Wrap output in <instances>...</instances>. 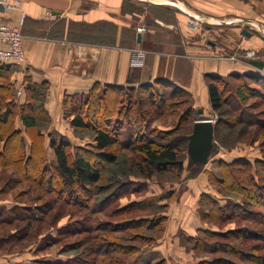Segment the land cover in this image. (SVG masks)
Listing matches in <instances>:
<instances>
[{"label": "trees", "instance_id": "trees-1", "mask_svg": "<svg viewBox=\"0 0 264 264\" xmlns=\"http://www.w3.org/2000/svg\"><path fill=\"white\" fill-rule=\"evenodd\" d=\"M126 6L134 7L130 3ZM157 9L168 14L170 11ZM86 31L90 33L86 32L89 39H84L88 43L114 46V40L103 39L94 25ZM76 39L83 40V37ZM137 46L146 48L143 42ZM16 67L0 65V169L13 168L18 175L17 180L8 179L4 189H13L23 182L29 184L28 191L37 193L38 204L28 209L35 210L41 218L44 209L62 204L78 206L83 213L81 217L86 220L90 219L89 215H102L105 222L95 228L96 236L89 238L80 264H96V255L100 253L99 264H125V258L134 260L140 254L138 244L152 247L162 239L170 208L169 204L159 201L163 198L169 203L175 201L176 192L169 191L164 197L146 196V182L172 173L177 181L184 172L188 174L185 182L203 173L218 195L227 198L226 204L221 206L209 194L198 197L195 212L201 225L193 235L181 237L196 264H264L260 262L264 254H253L264 251V235L259 230L255 227L251 232L248 228L223 230V226L237 220L252 222V212L258 217L254 222L264 226V146L261 159L254 163L241 158L218 162L220 177L205 170V166L192 164L186 155L187 137L201 113L191 107L189 94L160 77L152 82H139L133 71L125 86L94 84L85 93L64 97L63 115L72 134L84 139L90 133V148L74 146L62 138L48 139L51 119L44 105L49 84L33 83L25 78L21 93L14 101L8 88H12L10 73ZM207 79L208 102L215 116L213 158L217 152L215 141L221 142L223 131L233 133L239 125L243 128L255 123L252 114L240 116L244 113L240 108L247 106L251 93H255L252 84L261 87L264 95V77L229 75ZM182 96L185 97L179 100ZM183 105L185 107L180 109ZM238 110V116L232 117ZM168 111L178 114L175 126L167 131L154 127V122ZM242 131L237 132L243 135ZM48 151L52 162L48 161ZM122 152L137 155L139 159L125 156L121 159ZM133 172L143 181L128 178ZM0 194H5L4 190H0ZM129 194L136 195L135 199L129 198L126 204L120 205ZM31 219L34 217L0 220L9 225L15 221L25 222L24 232L16 234L14 231L0 237V251L4 245H11L9 249L12 245L21 247L33 229ZM138 230L151 234L147 236ZM123 231L131 232L133 237L124 238V234L113 237ZM95 241L98 244L94 250ZM148 264H168V261L160 259Z\"/></svg>", "mask_w": 264, "mask_h": 264}, {"label": "crops", "instance_id": "crops-1", "mask_svg": "<svg viewBox=\"0 0 264 264\" xmlns=\"http://www.w3.org/2000/svg\"><path fill=\"white\" fill-rule=\"evenodd\" d=\"M16 1L18 10L0 7V24L16 26L20 11L25 14L20 26L25 63L19 67L18 83L28 78L33 83L49 84L44 106L51 119L50 133L59 135L66 131L64 127L68 128L63 115L65 96L85 93L94 84L125 86L131 71L139 82L160 77L184 90L190 95L191 107L201 110V114L209 109L205 78L264 77V0H175L180 6L173 7L175 23L147 16L148 11L139 14L134 7L126 6L131 2L139 8L148 0H0V4ZM171 3L162 0L150 4L171 9ZM45 10L56 18L44 20ZM200 16L207 23V32L213 35L211 39L204 41L205 36L198 29L188 27L190 17L199 20ZM93 25L103 39L114 40L113 47L84 40L89 39L86 28ZM140 27L145 31L137 41L136 29ZM173 33L178 34L175 43L171 40ZM80 37L83 40L76 39ZM140 42L145 49L137 46ZM174 46L183 52L173 55ZM142 51L152 55L146 75L140 71L142 66H131L135 53ZM177 63L185 72H174ZM185 183L186 191L172 203L169 212L175 231L185 230L187 235H193L201 225L195 212L198 197L214 190L202 174Z\"/></svg>", "mask_w": 264, "mask_h": 264}, {"label": "rangeland", "instance_id": "rangeland-1", "mask_svg": "<svg viewBox=\"0 0 264 264\" xmlns=\"http://www.w3.org/2000/svg\"><path fill=\"white\" fill-rule=\"evenodd\" d=\"M148 1H149L147 2L148 4L145 3L144 5H142L141 3L139 5V8H137L134 3L130 2V4H134L135 10L139 11V14H142L144 11H148L147 16L149 15L152 17L157 16L159 18L163 17L164 20H166L167 22L175 23L174 21L175 11L173 7L175 5L180 7L178 4H176L175 0H170V2L174 4L173 6H171V9H168V7H166L168 10H170L169 14L164 13L162 10H159L157 9V7L150 4V3L162 2V0H148ZM183 10L191 15L194 14L193 12L190 13L189 10L187 9H183ZM203 20L204 18L201 19V16L199 17V20H197L194 17L192 18L190 17L188 22V27L193 30L198 29V31L201 32L203 36H205L204 37V41H205L211 39L213 35L210 33V31L207 32L206 30L207 23H204L205 21ZM171 37L173 43H175V41L176 42L178 41V34L173 33ZM152 49L161 50L159 48H152ZM182 52L183 51H181L180 49H175V46L173 47V52H172L173 55H179ZM142 55L145 58H143L141 65L142 68L140 69V71L142 72L143 75H146L147 73L146 68H148L151 63L152 55L144 52L142 53ZM177 61H179V59H177ZM161 64L163 65V63ZM178 67L179 64L177 63L174 68L175 73H178L179 70L180 71L182 70L180 67L179 68ZM12 70L13 71L10 73V84L12 88H8V94L10 95L11 99L16 101L21 93L22 84L18 83L19 80L17 78L19 67H16ZM182 72H185L184 68ZM205 81H208V79L206 80L205 78ZM251 86L254 87L255 93H251L252 97L249 100L248 105L242 106L240 108V110L244 112L240 116H244V114L246 113L252 114L254 115V119L252 118L251 119L255 120L254 121L255 123H252L253 125L243 128L242 125H239L235 127L233 133H227L226 131H223L222 136L224 135V137L221 138L222 139L221 142L215 141L217 152L213 158H209L208 163L205 165L204 169L211 171L216 177H220V169L218 166V162L220 161L227 163L235 159L241 158L251 163H254V161L261 159L260 156L261 148L264 146V124H259L258 122L264 123V95H262L261 93L263 92L262 90H260L261 87L255 86L254 84H252ZM184 97L185 96H182V98L179 100H182ZM230 99L234 101L232 98ZM184 107L185 105L180 107V109ZM224 109L226 108L224 107ZM240 110H238L235 114H233L232 117L238 116ZM170 111L166 112L161 119L156 120L153 124L154 127L159 128V130H163V131H167L170 128H173L177 122L178 114L170 113ZM201 116L202 117L209 116L213 119L215 118V116L213 115L210 109V106L208 110H203V114H201ZM228 118L231 119V117ZM65 128L66 131L62 130L64 133L60 132L59 135L55 133L50 134L48 132V134H50L48 139L57 140L58 138L60 139L62 138L63 141L71 143L74 146L90 148L89 143L92 140L90 139L91 136L90 133L86 134L87 136L86 138L79 139L72 134L69 124H68V128L64 127L63 129ZM237 131H242L244 134L241 135ZM172 138H175V136H173ZM121 154H122L121 159H123L124 156L131 157L132 159L134 158L136 160L139 159L137 155L129 154L128 152H122ZM48 161L52 162V154H50L49 151H48ZM173 174L174 173H172L171 175H163L160 177L157 176L156 178L149 180L150 182H146L147 184L146 196L153 195V196L164 197L166 193L169 191L174 190L176 192V200L175 201L173 200L174 202L172 201L169 203V201H166L167 199L165 198L160 199L159 201V203L163 202L169 204V208H171L170 210H172L171 207L172 203L175 204V202L178 201L179 195L186 191V183L184 179L187 178L188 176V174L184 172L181 179L177 180L178 181L177 182ZM202 175L204 174L202 173ZM17 176H18L17 171H15L13 168L0 169V190H4L5 193V194H0V220L10 219L15 217H34L33 220L32 219L30 220L32 222L31 225H33V229L30 230V235H27L21 247H15L14 245H12V248L9 249V246L11 245H4V247L1 249L3 251H0V264H55L56 262H61V264H80L79 261L83 260V256H84L83 252L89 245V241H88L89 238L96 236V234L94 233L95 228L98 225L100 226L103 222H105L104 221L105 218H103L102 215L96 214L92 216L89 215L90 219L86 220L81 217V214H83L81 213L82 210H80L78 206L76 205L73 206L72 204H71L72 206H67V204H62V205H56L52 209L51 208H49L48 210L44 209L43 212L45 214H43L44 216L41 218L40 216L37 215L35 210L33 211V209L32 210L28 209L30 207L35 208V204H38L37 196H36L37 193H35V191L33 190H32L33 193L28 191L30 187L29 184L23 182V183H19L13 189L11 188L9 189V187L8 189L7 188L4 189V185L6 184V181L8 179L17 180L18 179ZM204 176L206 177V175ZM129 177L130 179L135 178V179H140V181H143L142 178H136L139 176H137L134 172L133 174L129 175L128 178ZM215 189H213L214 192L212 194H210L211 192L208 194L213 196L221 206H224L226 204L227 198L218 195V192ZM128 190H130V188ZM26 191H28L29 193L27 194ZM129 195L130 196L128 197L126 196L127 198H123L120 201V205L126 204L129 198L135 199L134 197L136 195L132 197L131 194ZM98 198L99 197L95 198L94 200H97ZM46 199L48 200V197H46ZM146 214L149 213L146 212ZM167 216H168V223L166 226V232L164 237L158 240V242L152 247L149 245H144L142 243H141L142 245L137 243L140 246V254L137 257H135L134 260H132L131 257L125 258L126 259L125 264H148L158 261L160 259H166L168 261V264H196V259L193 258L192 253H190L186 249L184 245L185 242L181 239V237L186 236L188 232L183 230L180 233L179 229L175 231L172 224V214L171 212H169V210L167 212ZM256 218L258 217L252 212L251 215L252 222L246 220H237L236 222L237 224L232 223L225 225L223 226V230L228 228L231 229L248 228L249 232H251V230H253V227H255L257 230H259L261 234L264 235V226L257 222H254ZM1 222L2 221H0V223ZM24 226H25V222L22 223L21 221L12 222L11 225L2 222L0 224V237H5L14 231H17L16 234L22 233L24 232L23 230ZM127 231L116 233L113 237L116 236L120 237L122 236V234H124L123 235L124 238L127 239L133 237L131 232H127ZM137 232L141 234H146L147 236L151 234V233H146L142 230H138ZM132 233H136V232H132ZM109 237L110 239L113 238L111 236ZM97 244L98 241H95L94 250L96 249ZM100 254L96 255L97 256L96 264H99L100 263L99 261L102 259ZM253 254H255L256 256H262L261 254H264V251L263 250L256 251V253ZM263 261L264 260H261L260 262L263 263Z\"/></svg>", "mask_w": 264, "mask_h": 264}, {"label": "built area", "instance_id": "built-area-1", "mask_svg": "<svg viewBox=\"0 0 264 264\" xmlns=\"http://www.w3.org/2000/svg\"><path fill=\"white\" fill-rule=\"evenodd\" d=\"M0 7L10 11L13 9H19V2H13L11 4H0ZM25 18L23 11L19 13V21L16 26H7L0 24V65L9 64L17 67L22 66L25 63V55L22 46L23 36L20 32V26H22ZM56 18L55 15L49 10H45L43 14L44 20H52ZM137 33L142 34L145 29L137 28ZM252 53H248L250 56ZM143 61L142 52L135 53V57L132 59V67H141Z\"/></svg>", "mask_w": 264, "mask_h": 264}, {"label": "water", "instance_id": "water-1", "mask_svg": "<svg viewBox=\"0 0 264 264\" xmlns=\"http://www.w3.org/2000/svg\"><path fill=\"white\" fill-rule=\"evenodd\" d=\"M140 34L137 35V41ZM201 113V110H198ZM215 120L210 118L195 119L192 131L187 137L186 155L194 165L205 166L211 158V151L214 145L213 128Z\"/></svg>", "mask_w": 264, "mask_h": 264}]
</instances>
